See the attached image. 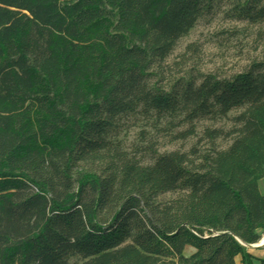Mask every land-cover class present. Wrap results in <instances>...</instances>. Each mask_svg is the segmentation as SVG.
Masks as SVG:
<instances>
[{
  "label": "trees",
  "instance_id": "obj_1",
  "mask_svg": "<svg viewBox=\"0 0 264 264\" xmlns=\"http://www.w3.org/2000/svg\"><path fill=\"white\" fill-rule=\"evenodd\" d=\"M211 2L0 0V264H264L238 243L264 232V67L161 86ZM237 15L264 32V0ZM235 112L205 134L224 151L142 166L112 140L138 113L183 141Z\"/></svg>",
  "mask_w": 264,
  "mask_h": 264
},
{
  "label": "rangeland",
  "instance_id": "obj_2",
  "mask_svg": "<svg viewBox=\"0 0 264 264\" xmlns=\"http://www.w3.org/2000/svg\"><path fill=\"white\" fill-rule=\"evenodd\" d=\"M246 0H212L211 10L188 35L180 40L171 55L161 65V86H166L179 72L196 71L203 75L229 78L248 70L252 64L264 67V32L261 27L248 26L238 20V8ZM156 73L158 72L155 71ZM238 112L231 113L227 119L217 123L199 122L194 126V135L183 141L174 137L185 129L165 132L164 125H154L152 120L135 114L119 120V134L112 139L128 157L140 165L152 164L153 154H189L194 150L199 155L212 151H224L234 137L219 138L210 143L206 132L228 134L234 128L233 119ZM258 191L264 197V182L257 183ZM175 195L159 198L168 202ZM261 239L264 232L259 231ZM259 241V242H260ZM264 246V245H263ZM245 253L253 254L254 249L244 248ZM73 263V262H72Z\"/></svg>",
  "mask_w": 264,
  "mask_h": 264
},
{
  "label": "crops",
  "instance_id": "obj_3",
  "mask_svg": "<svg viewBox=\"0 0 264 264\" xmlns=\"http://www.w3.org/2000/svg\"><path fill=\"white\" fill-rule=\"evenodd\" d=\"M194 254V250L186 247L183 251V256L189 258ZM255 260H264V246L254 249L253 254H249ZM234 264H241V258L237 257L234 260Z\"/></svg>",
  "mask_w": 264,
  "mask_h": 264
},
{
  "label": "water",
  "instance_id": "obj_4",
  "mask_svg": "<svg viewBox=\"0 0 264 264\" xmlns=\"http://www.w3.org/2000/svg\"><path fill=\"white\" fill-rule=\"evenodd\" d=\"M240 244V246H242L243 248H252V249H256V248H259V247H256V245L254 246H245L243 244H241L240 242H238ZM262 247V246H261Z\"/></svg>",
  "mask_w": 264,
  "mask_h": 264
},
{
  "label": "bare ground",
  "instance_id": "obj_5",
  "mask_svg": "<svg viewBox=\"0 0 264 264\" xmlns=\"http://www.w3.org/2000/svg\"><path fill=\"white\" fill-rule=\"evenodd\" d=\"M264 245V239H262L257 245L256 247H261Z\"/></svg>",
  "mask_w": 264,
  "mask_h": 264
}]
</instances>
